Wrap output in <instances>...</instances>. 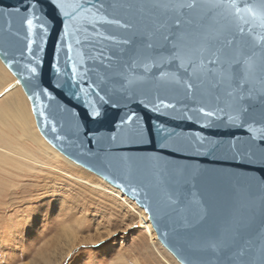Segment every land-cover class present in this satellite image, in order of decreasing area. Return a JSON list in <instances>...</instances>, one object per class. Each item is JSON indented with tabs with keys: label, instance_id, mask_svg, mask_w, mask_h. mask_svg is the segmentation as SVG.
I'll list each match as a JSON object with an SVG mask.
<instances>
[{
	"label": "water",
	"instance_id": "95a60500",
	"mask_svg": "<svg viewBox=\"0 0 264 264\" xmlns=\"http://www.w3.org/2000/svg\"><path fill=\"white\" fill-rule=\"evenodd\" d=\"M160 2L167 0H91L120 23L79 19L66 30L51 0L35 8L36 0H0V61L27 97L41 136L140 206L179 264H264V166L248 163L244 117L229 120L237 105L264 107V93L239 100L213 73L191 66L203 60L207 69L220 67L208 63L212 53L223 59L250 36L221 9H183L184 51L204 37L208 48L191 51L181 68L160 39L175 31L176 14L152 7ZM29 9L39 17L34 24L44 25L31 33Z\"/></svg>",
	"mask_w": 264,
	"mask_h": 264
},
{
	"label": "rangeland",
	"instance_id": "374dc122",
	"mask_svg": "<svg viewBox=\"0 0 264 264\" xmlns=\"http://www.w3.org/2000/svg\"><path fill=\"white\" fill-rule=\"evenodd\" d=\"M4 78L13 82L8 70ZM8 125L0 124L1 145L16 139L13 122ZM25 143L40 164L9 167L10 175L0 169V264H178L164 248V262L153 253L147 214L138 216L126 196L56 150Z\"/></svg>",
	"mask_w": 264,
	"mask_h": 264
},
{
	"label": "snow or ice",
	"instance_id": "6c2138e0",
	"mask_svg": "<svg viewBox=\"0 0 264 264\" xmlns=\"http://www.w3.org/2000/svg\"><path fill=\"white\" fill-rule=\"evenodd\" d=\"M60 11L63 17H66L64 24L67 30L71 22L79 19H88L89 23H94L96 19L105 21L108 24H119L118 20H106L103 15H100V10L104 7L103 4H93L91 0H51ZM39 3L32 6L35 8ZM155 9L162 10L164 13H174L176 14L175 31H168L167 34L161 33L160 39L164 42V46H170L171 53L170 58L173 61L179 60L180 67H186V61H190L191 51L204 52L207 48V37L202 38V41H197V46L194 50H189V53L184 51L186 45L184 43L186 39V33L181 30L182 21L179 18L182 15L183 9H195L197 7H207L210 10L221 9L225 14L230 16L241 34L245 32L250 36V40L245 43L242 49L238 51H226L224 52V58L220 59L215 52L212 53L213 59L209 60L208 63L212 65H221L220 67H214L207 69L204 66V61H200V65L197 66L192 64L193 70H203L210 71L214 74L217 83L224 84L227 86V95L233 96V93H239V100H244L245 96L251 98L254 91H259L264 93V53L260 50H264V0H212L206 6L197 5L195 2H178V0H167V2L156 3L152 6ZM19 12V9L15 10ZM29 15L25 19L28 31L31 33L34 27L43 28L44 25L34 24V20L39 19V17L32 14V9H29ZM91 17V19H89ZM191 23V21H189ZM164 28L165 25H161ZM258 30V31H257ZM47 31V29H45ZM67 35V31L65 32ZM111 39L112 37H107ZM32 41L29 40V46H31ZM123 43L127 44L128 41L125 40ZM148 49L153 48V44L149 43L146 45ZM220 50L217 49V52ZM148 65L145 64V68ZM30 71L35 72V68H30ZM163 75V73H162ZM84 89L81 88V92ZM103 99V98H101ZM201 112L204 110L201 109ZM236 115L230 116L229 120L235 122H240L241 117H244L240 127L246 128L247 132L250 134L247 141L248 144V163L255 165L260 164L264 166V148H257L256 141H260L264 144V107L256 109L254 107H243L237 105L234 108ZM213 113L209 112L206 115L211 116ZM43 116V113H39ZM91 115L93 117L99 116L100 113L93 107ZM133 119L132 116H128L127 121H122V123H127ZM249 121H252L251 123ZM115 138V137H113ZM264 183V181H261ZM210 248L215 249L217 247L216 243H211ZM264 251V250H262ZM244 251L241 250V255Z\"/></svg>",
	"mask_w": 264,
	"mask_h": 264
},
{
	"label": "bare ground",
	"instance_id": "6f19581e",
	"mask_svg": "<svg viewBox=\"0 0 264 264\" xmlns=\"http://www.w3.org/2000/svg\"><path fill=\"white\" fill-rule=\"evenodd\" d=\"M7 70L8 69L0 61V95H5V98H4L5 108L0 109V124H2V126L5 125L6 127H8L9 126L8 125L9 120H11L13 122V129L16 130V132H14L16 134V139L11 137L13 139V142L6 140L7 142H5L4 145L0 144V169L3 172L9 173V175H10L9 167H12V168L15 167L14 169H18V170H20L22 168H24V169L28 168V169L33 170L37 167L38 163L40 164V161H38L36 154L33 153L27 147V145H25L26 139L27 140L33 139V140L37 141L47 150L52 149L55 151L56 149L53 148L39 133V131L35 125V122H34V118H33L32 112H31L29 101H28L27 97L25 96L24 92L22 91V89H21L18 81L16 80V78L12 75L13 76V82L10 84H5L3 79H5L4 76H6ZM20 91L22 94L20 93ZM16 95H17L18 99L16 101H14L12 98L15 97ZM1 127H0V130L2 132H0V136L1 135L4 136V131L1 129ZM1 137H0V141H2ZM57 152H59V151H57ZM61 155H63V154H61ZM66 159L68 161L72 162L68 158H66ZM101 180L104 181L108 186H110L115 191V193L117 195L125 196L118 188L107 183L102 178H101ZM126 199H128L129 201L134 203L127 196H126ZM138 207H139V215L138 216L141 217L144 214L143 212H145V211L140 206H138ZM144 216H146V214ZM147 223L148 224L145 227V230L149 234V236L151 237L150 239H152V240L154 239L155 242L157 243V246H156L155 242H153V244H151V246L153 247V253H156V256L159 257L160 261L164 262V259L162 257L161 252L159 251V248L160 247L162 249L164 248L163 250H165L169 254H170V252L164 246H162L160 244V242L158 241L156 234H155V232H154V230H153V228L149 222L148 217H147ZM137 224H138V222H137ZM72 244H73V242H72ZM151 250L152 249H150V252H151ZM172 258L177 262V260L173 256H172Z\"/></svg>",
	"mask_w": 264,
	"mask_h": 264
}]
</instances>
